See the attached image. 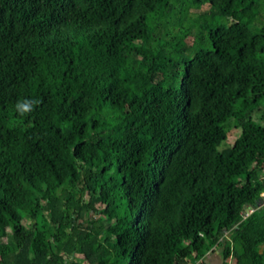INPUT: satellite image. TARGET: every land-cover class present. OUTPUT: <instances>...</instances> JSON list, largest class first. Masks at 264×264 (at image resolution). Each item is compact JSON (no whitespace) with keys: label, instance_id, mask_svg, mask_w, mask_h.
Returning a JSON list of instances; mask_svg holds the SVG:
<instances>
[{"label":"trees","instance_id":"1","mask_svg":"<svg viewBox=\"0 0 264 264\" xmlns=\"http://www.w3.org/2000/svg\"><path fill=\"white\" fill-rule=\"evenodd\" d=\"M263 192L264 0H0V264H264Z\"/></svg>","mask_w":264,"mask_h":264},{"label":"clouds","instance_id":"2","mask_svg":"<svg viewBox=\"0 0 264 264\" xmlns=\"http://www.w3.org/2000/svg\"><path fill=\"white\" fill-rule=\"evenodd\" d=\"M41 103L39 98L18 100L14 105L17 114L21 117L28 115Z\"/></svg>","mask_w":264,"mask_h":264},{"label":"rangeland","instance_id":"3","mask_svg":"<svg viewBox=\"0 0 264 264\" xmlns=\"http://www.w3.org/2000/svg\"><path fill=\"white\" fill-rule=\"evenodd\" d=\"M189 39L191 40V38H189ZM237 133H238V129L236 127H232L230 129L229 133H228V140L230 142H232L236 138ZM228 143H229L228 141L224 142L221 147H225V145L228 144ZM262 197H264V192L262 193ZM85 217H86L85 218L86 220L89 219V218H92L95 221H99L101 219L102 215L91 212L90 214H88V216H85ZM86 220H84L83 223H82V225H81L82 226L81 229H80L81 232L84 231L85 226L87 225ZM28 223L29 222L27 221V224ZM263 250H264V247H263ZM221 264H223V263H221Z\"/></svg>","mask_w":264,"mask_h":264},{"label":"crops","instance_id":"4","mask_svg":"<svg viewBox=\"0 0 264 264\" xmlns=\"http://www.w3.org/2000/svg\"><path fill=\"white\" fill-rule=\"evenodd\" d=\"M204 264H221L223 263L221 257V249L218 246H213L204 257Z\"/></svg>","mask_w":264,"mask_h":264},{"label":"built area","instance_id":"5","mask_svg":"<svg viewBox=\"0 0 264 264\" xmlns=\"http://www.w3.org/2000/svg\"><path fill=\"white\" fill-rule=\"evenodd\" d=\"M250 211H252V210H250ZM250 211H247L246 210V213L245 214H248ZM216 246V245H215ZM203 259L201 258V259H197V260H193V261H191L189 264H203Z\"/></svg>","mask_w":264,"mask_h":264},{"label":"water","instance_id":"6","mask_svg":"<svg viewBox=\"0 0 264 264\" xmlns=\"http://www.w3.org/2000/svg\"><path fill=\"white\" fill-rule=\"evenodd\" d=\"M250 210H252L251 208H247V211H250Z\"/></svg>","mask_w":264,"mask_h":264}]
</instances>
